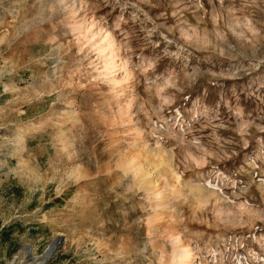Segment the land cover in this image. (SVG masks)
<instances>
[{"label": "rangeland", "instance_id": "1", "mask_svg": "<svg viewBox=\"0 0 264 264\" xmlns=\"http://www.w3.org/2000/svg\"><path fill=\"white\" fill-rule=\"evenodd\" d=\"M54 242L264 264V0H0V264Z\"/></svg>", "mask_w": 264, "mask_h": 264}, {"label": "bare ground", "instance_id": "2", "mask_svg": "<svg viewBox=\"0 0 264 264\" xmlns=\"http://www.w3.org/2000/svg\"><path fill=\"white\" fill-rule=\"evenodd\" d=\"M76 29H78V27L76 28ZM79 34V33H78ZM105 38V37H104ZM103 43H105L103 46H101V48H100V52L101 53H103L106 49H107V47L108 48H110L112 45H111V42H109L108 41V39L107 38H105V39H103ZM108 43V44H107ZM110 72H112L111 70L109 71V73ZM75 111V110H74ZM71 112H73V110H71ZM71 114V113H70ZM45 125V124H44ZM44 125H42V126H44ZM45 127H47V126H45ZM34 130V129H33ZM32 130V131H33ZM37 130V129H36ZM30 132V131H29ZM64 139H66V138H64ZM65 141V140H64ZM66 143V142H65ZM144 175V174H143ZM150 181V179H146L145 180V182H149ZM58 243L57 242H54V243H52L51 244V247H50V249H49V252L44 256V258L40 261V263L39 264H41L42 263V261H44V260H47V258H48V255L54 250V248L56 247V245H57ZM180 246L182 247V250H181V252H183V255H185V254H187V251H192L191 250V248H190V246H189V244H186L185 242H182V243H180ZM23 253L24 254H28L29 252H28V249H24V251H23ZM192 253H193V251H192ZM180 256V255H179ZM182 256V255H181ZM193 261V260H192ZM191 261V264H193V262ZM178 264H184V260H182V261H180Z\"/></svg>", "mask_w": 264, "mask_h": 264}, {"label": "clouds", "instance_id": "3", "mask_svg": "<svg viewBox=\"0 0 264 264\" xmlns=\"http://www.w3.org/2000/svg\"><path fill=\"white\" fill-rule=\"evenodd\" d=\"M245 27H248V25H245ZM238 35H244V33L243 32H240V33H238ZM246 39H247V37H245ZM89 42H91V41H89Z\"/></svg>", "mask_w": 264, "mask_h": 264}, {"label": "water", "instance_id": "4", "mask_svg": "<svg viewBox=\"0 0 264 264\" xmlns=\"http://www.w3.org/2000/svg\"><path fill=\"white\" fill-rule=\"evenodd\" d=\"M49 258V257H48Z\"/></svg>", "mask_w": 264, "mask_h": 264}]
</instances>
